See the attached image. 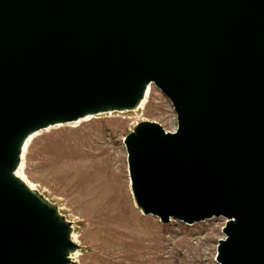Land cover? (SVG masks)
<instances>
[{
    "label": "water",
    "instance_id": "water-1",
    "mask_svg": "<svg viewBox=\"0 0 264 264\" xmlns=\"http://www.w3.org/2000/svg\"><path fill=\"white\" fill-rule=\"evenodd\" d=\"M124 137L143 215L222 217L217 264H264V0H0V264H75L72 222L16 175L33 134L136 111Z\"/></svg>",
    "mask_w": 264,
    "mask_h": 264
},
{
    "label": "rangeland",
    "instance_id": "rangeland-1",
    "mask_svg": "<svg viewBox=\"0 0 264 264\" xmlns=\"http://www.w3.org/2000/svg\"><path fill=\"white\" fill-rule=\"evenodd\" d=\"M141 121L156 122L169 132L176 129L170 101L153 85L136 111L37 132L21 173L72 222L80 246L75 264H217L224 218L163 224L135 206L123 139Z\"/></svg>",
    "mask_w": 264,
    "mask_h": 264
},
{
    "label": "bare ground",
    "instance_id": "bare-ground-1",
    "mask_svg": "<svg viewBox=\"0 0 264 264\" xmlns=\"http://www.w3.org/2000/svg\"><path fill=\"white\" fill-rule=\"evenodd\" d=\"M149 90H150V86L148 87V89H147V91H146V96L144 97V100L141 102V104H140V106L137 108V110L138 109H140L141 107H142V105L144 104V102H145V100H146V97H147V95H148V92H149ZM90 117H87V118H85V119H82V120H79V121H77V122H75V123H78V122H80V121H84V120H88ZM36 135V133L35 134H33L32 136H30L28 139H27V141H26V144H25V146H26V148L28 147V145H29V143L31 142V140H32V138L34 137ZM22 165H23V162L20 164V166H19V169L16 171V175L18 176V177H20L30 188H34V187H32L31 185H29L27 182H26V180H25V178H24V176L22 175V173H21V170H22ZM73 234V233H72ZM72 239L74 240V236L72 235ZM78 253V252H77ZM77 253L75 252L74 254H72V260L73 261H75V258H76V256H77ZM148 260V259H147Z\"/></svg>",
    "mask_w": 264,
    "mask_h": 264
}]
</instances>
